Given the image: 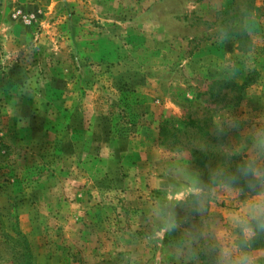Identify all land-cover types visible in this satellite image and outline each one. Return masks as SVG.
Wrapping results in <instances>:
<instances>
[{
    "label": "rangeland",
    "instance_id": "1",
    "mask_svg": "<svg viewBox=\"0 0 264 264\" xmlns=\"http://www.w3.org/2000/svg\"><path fill=\"white\" fill-rule=\"evenodd\" d=\"M261 142L264 0H0V264H216Z\"/></svg>",
    "mask_w": 264,
    "mask_h": 264
},
{
    "label": "clouds",
    "instance_id": "2",
    "mask_svg": "<svg viewBox=\"0 0 264 264\" xmlns=\"http://www.w3.org/2000/svg\"><path fill=\"white\" fill-rule=\"evenodd\" d=\"M261 147H264V142H261ZM239 171L253 195L229 212L226 217L227 227L216 230V264H256L255 256L246 249L258 234L264 233V171L256 166L255 158ZM235 179L232 177L225 184L226 190L231 189V182ZM202 191L199 181L196 180L180 192L176 199L184 200L186 196L199 197ZM169 227L174 228L175 224Z\"/></svg>",
    "mask_w": 264,
    "mask_h": 264
},
{
    "label": "trees",
    "instance_id": "3",
    "mask_svg": "<svg viewBox=\"0 0 264 264\" xmlns=\"http://www.w3.org/2000/svg\"><path fill=\"white\" fill-rule=\"evenodd\" d=\"M232 86H233V90H236V91H239V92H241L244 89L243 87H239V86H237L235 84H233ZM162 133H163V131H162ZM244 165H245V163H243L242 161H240L239 167H235L238 171H230V172L224 173L222 175V178H224V180L226 179L227 182H228V180H230V178L235 177L236 179L231 182V185L236 186V187H239V188L247 191L248 190V188H247V181L245 180V178L241 175V173L239 171V169L242 166H244Z\"/></svg>",
    "mask_w": 264,
    "mask_h": 264
}]
</instances>
